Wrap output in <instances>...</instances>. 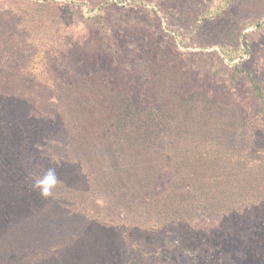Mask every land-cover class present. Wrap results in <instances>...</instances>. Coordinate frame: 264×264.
<instances>
[{
  "label": "trees",
  "instance_id": "obj_1",
  "mask_svg": "<svg viewBox=\"0 0 264 264\" xmlns=\"http://www.w3.org/2000/svg\"><path fill=\"white\" fill-rule=\"evenodd\" d=\"M53 1L0 8V264H167L178 248L220 252L210 216L264 259V86L242 58L248 33L221 52L239 58L228 77L250 86L262 115L251 126L232 116L229 99L185 86L179 49L114 44L101 3L83 2L96 9L88 16L66 4L60 38ZM125 1L179 22L184 44L236 0ZM244 5L264 14V0ZM78 22L86 36L71 44ZM122 55L127 85L111 66L97 68ZM49 167L58 183L43 198L32 177Z\"/></svg>",
  "mask_w": 264,
  "mask_h": 264
},
{
  "label": "rangeland",
  "instance_id": "obj_2",
  "mask_svg": "<svg viewBox=\"0 0 264 264\" xmlns=\"http://www.w3.org/2000/svg\"><path fill=\"white\" fill-rule=\"evenodd\" d=\"M33 1L40 3L42 7L45 6L43 0H0V8H16L20 4L32 3ZM69 1L71 0H54L49 7L51 16L49 21L53 25L56 22L59 24L55 32L60 38H63L68 31L62 26L63 23L59 21L61 14L67 10L66 4L71 6V9H74L77 15L88 16L93 14L96 9L88 10L83 2L90 5L101 3L106 12L107 24L110 26V36H114L117 40V42L113 38L110 40L114 41V44L120 48V45H126L127 48H132L133 52L136 53L145 44L158 47L162 43L167 46L169 51H174L177 48L181 52H187L186 54L180 53L179 58H181L180 60H182L184 69L187 72L185 86L188 89L196 92L199 90L207 91L215 98H222L224 101L229 99L233 111L232 116L237 117V114H240V121H244L245 124L251 126L255 121L261 119L262 115L257 114L256 103L251 99L249 84H246L243 80L233 84L228 77L232 62L239 58L230 61L221 52V46L224 42L234 43L240 41L241 34L248 33V47L240 44L241 47L247 48L246 51H243L242 58L248 62L247 65L251 66L254 74L264 86V27L260 28L254 25L256 20L264 21V14L261 11L252 9V7L246 8L244 5L245 0H236L222 16L212 21H205L198 25V28L194 29L193 32H188L184 36V44L179 41L180 36L184 34V29L179 22L169 23L160 14L151 16L144 7L123 8L122 6L126 3L125 0L120 2H115V0H76V4H71ZM202 1L209 6H213L218 0ZM75 25L74 29L73 27L70 29L72 30L71 36L66 38L71 44L78 41V38L82 40V36H86L85 33L87 32V28L81 23L78 22ZM88 32L99 35V31L92 32V28H89ZM168 55L170 60L176 59L174 54L169 52ZM124 57L125 55H122L121 58L117 56L102 58L99 60L100 63L97 68H106L108 72V66H111V69L115 72L116 80H120L122 84L127 85V80L122 82L123 70L120 68L121 63L124 65ZM137 58L140 60L142 58L141 54ZM125 68L129 69L128 66H125ZM139 92L141 96H145L141 90ZM140 101L141 103L144 102L143 99ZM262 121L264 122L263 117ZM245 134L239 127V132L236 135L242 137ZM206 226L216 228V231H214L215 238L219 237L223 246L220 252L215 251L212 253L209 248H188L189 250L186 252V250L178 248V251H174L176 254L167 264H264V259L260 258V254L253 257L252 252L257 249L253 248L255 244L251 243L250 248L241 246L237 242L239 239L231 235L230 230L221 224V219L217 216H210ZM208 255H211V257H208Z\"/></svg>",
  "mask_w": 264,
  "mask_h": 264
},
{
  "label": "clouds",
  "instance_id": "obj_3",
  "mask_svg": "<svg viewBox=\"0 0 264 264\" xmlns=\"http://www.w3.org/2000/svg\"><path fill=\"white\" fill-rule=\"evenodd\" d=\"M58 183L56 169L49 167L44 169L42 175L35 174L32 177V190L38 191L41 197L47 198L52 195L53 189Z\"/></svg>",
  "mask_w": 264,
  "mask_h": 264
}]
</instances>
